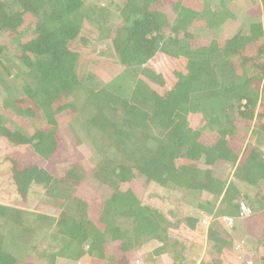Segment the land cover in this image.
I'll return each instance as SVG.
<instances>
[{
	"label": "trees",
	"instance_id": "1",
	"mask_svg": "<svg viewBox=\"0 0 264 264\" xmlns=\"http://www.w3.org/2000/svg\"><path fill=\"white\" fill-rule=\"evenodd\" d=\"M238 18L245 29L226 35ZM263 22L258 0H0V66L21 72L0 88V192L19 195L0 204V264H193L206 226L152 206L149 188L180 205L195 197L210 227L249 217L251 254L224 228L206 248L212 264H264ZM92 36L114 53L82 73ZM248 134L257 146L243 148Z\"/></svg>",
	"mask_w": 264,
	"mask_h": 264
},
{
	"label": "rangeland",
	"instance_id": "2",
	"mask_svg": "<svg viewBox=\"0 0 264 264\" xmlns=\"http://www.w3.org/2000/svg\"><path fill=\"white\" fill-rule=\"evenodd\" d=\"M258 1H259V3H261L264 6V0H258ZM231 21H233V20H231ZM241 24L243 25L244 24V21ZM263 25H264V22H263ZM216 29H219V28H216ZM208 30H210V27H209ZM234 30L235 29H233L232 26H229L226 29L227 32H233ZM90 32H93V31H87L86 30V33L85 34L88 35ZM204 32H206V31H204ZM96 34H98V33H96ZM230 34H232V33H230ZM3 38H5V37H3V35L1 34L0 35V39H3ZM92 39H93V42H92V44H90V46L84 47L82 50L81 49H78V50H81L82 51V53H83L82 57L84 58V61L82 60L84 62V64L81 66L82 73H84L86 71L87 61L89 59H92L94 57L100 56L99 53H101L102 51H107L108 52L110 50V51L113 52V49L110 47V45H111V41L110 40H104V41H101V42H96V40L93 38V36H92ZM77 46H80L81 47L82 44L77 45ZM7 65L8 66L6 67V69L0 66V72L2 73V75L4 76V78L7 77V79H8L5 83H2V85H0V88L3 87L4 89L5 88L6 89H15L16 87L14 86V83H13V81H14L13 80V77L12 76H9L8 75V72H6V70H9L10 73L13 74V76L15 74H19L21 72L19 71V68L14 63L8 62ZM255 85H256V83H255ZM45 120H46V118L42 115L38 119H35L34 118V119H31V120H28V121L31 123V125L34 128H35V126L39 128L42 125L46 124L45 123ZM33 124H35V126ZM250 133H251V131H250ZM248 144L249 145L250 144H253V145L257 146V143H255L253 141V137L250 134H248V137H247V139H246V141H245V143L243 145V148H246ZM0 145L3 146L4 148H7L8 147L7 144H3L2 142L0 143ZM84 147L88 150V147H86V146H84ZM260 147H261V150H262V152L264 154V143L261 144ZM53 166H54V168H57V170L63 171V169H66L67 164H64V165L62 164V166H60L58 162H55L53 164ZM230 170L233 171V168H230ZM232 171L230 172V175H232ZM3 189L4 188H1L2 191H3ZM35 190H36V192L30 196V198L28 199V203L26 204V207H25V208H27L30 211H35V209H36V202L38 200L39 193H40V189L39 188L38 189L36 188ZM146 195H147L146 199H147L148 203H151L152 206H154V207H160L161 209L167 210L168 208H173V206H175L174 208H176V209H182L184 212H188V213L195 214V215L196 214L198 215V213H201L202 212V210L200 208H198L199 207L198 204H197V202H198L197 200L198 199L196 200L195 197H191V199H188V201H185V202H183L184 204L182 203V205H180V204H178V201H175V200H171L170 201V199L166 197L165 193H163V190H161V189H156L155 190L154 188H149V190H147V192H146ZM6 196L9 199L7 203H9V204H17L18 203L17 198H19V195L17 193H15L14 191H12V193H10L9 195H6ZM163 198H166V200L163 199ZM199 210H201V211H199ZM210 222H211L210 220L207 221V223H210ZM241 231H242V229H241ZM241 231H238V229L236 230V228L234 227L233 236L236 239V245H235V247H236V249H237L238 252H244V249H245V250H247L246 253H250L251 254L252 253L251 247L252 248H255L258 245H255V246L254 245H247L248 244L247 241H255V240H253L251 238H250V240H247V238H248L247 237V234L245 235ZM8 236L11 237L10 235H8ZM33 237H34V235H31L29 238H26L25 241L26 242H30V240ZM50 241L53 242V240H50ZM50 241H48V243H47L48 249L50 248V245H51L49 243ZM250 244H253V243H250ZM5 247L7 249L11 250L9 240L7 242H5ZM154 247H156V246H154ZM43 248H44V243H40L38 250H41L42 251ZM12 253L15 254L17 257L18 256L19 257L24 256V254L22 252L20 254H18V251H16V252L12 251ZM164 257L165 258H168L169 255L168 254H165ZM34 261H35V259H34ZM35 263H36V261H35ZM56 264H82V263L58 259Z\"/></svg>",
	"mask_w": 264,
	"mask_h": 264
},
{
	"label": "crops",
	"instance_id": "3",
	"mask_svg": "<svg viewBox=\"0 0 264 264\" xmlns=\"http://www.w3.org/2000/svg\"><path fill=\"white\" fill-rule=\"evenodd\" d=\"M231 20H233V21H231ZM243 21H244V19H241V18H238V19H230L227 22L221 24V29L222 28L224 29L226 35L233 36L239 30H242L244 28V24L243 25L241 24ZM229 26H232L233 29H235V30L233 32H227L226 29ZM230 33H232V34H230ZM0 191H2L1 190V187H0ZM207 195L208 194L205 195L204 199H207L210 202H213L214 203V202H217L218 201L217 204H219L221 202V200H222V198H221L222 196L219 197V198H217L215 196H211V197L208 196L207 197ZM8 200H9L8 197L5 194H3L2 192H0V204L8 205L9 204V203H7ZM199 211H201V210H199ZM198 217L201 219L202 223L206 226V227H204V226L201 225L200 232H199L200 233V236H199L200 243H203L205 245V247H204V249L201 250V255L198 256L197 260L193 261L194 262L193 264H200L201 262H203V260L207 261L208 264H212L213 263L210 260V257H209V254H208V251H210V250L207 249L208 246L206 248V245L208 243V238H209V234L208 233L211 232V229L212 228H213V230L214 229H217L218 231H220L222 228H224L228 232V234H229L228 236L230 238H232V241L234 243H236V239L233 236L234 226H236L238 223L240 224V228L242 229V231H241V229L239 228L238 231H241L245 235L246 234L248 235V233L246 232V230L244 228H242V227H243V225L246 226L245 225V220L248 219L249 217H247L245 219H239V218H237L235 220V222H234V223H237V224L236 225L234 224L233 227L232 226H229L227 224V222H226V218H228L229 216H222L220 218H215V219H217V221H215L214 227H210L209 226V224H211V222L213 220V216L212 215L206 214L204 211H202L201 213H198ZM205 217H212V219L210 220L211 222L208 223V224L204 223L203 220H204ZM236 230H237V228H236ZM155 246L157 247V244H155ZM237 253L238 252H236V254ZM142 254H144L143 256H145L146 255V252L143 251ZM233 257H234L235 260H238L239 258H241V257H235V256H233ZM145 261H146V259H145ZM152 263L154 264V262H152ZM172 263H173V261L171 260V257L170 256L168 258H165L164 256H162V260L160 259V260H156L155 261V264H172ZM236 263H239V261H236Z\"/></svg>",
	"mask_w": 264,
	"mask_h": 264
},
{
	"label": "built area",
	"instance_id": "4",
	"mask_svg": "<svg viewBox=\"0 0 264 264\" xmlns=\"http://www.w3.org/2000/svg\"><path fill=\"white\" fill-rule=\"evenodd\" d=\"M240 208H241L240 216H241L242 218H243V217H247V216L250 214V208L248 207V205H247L245 202H243V201L240 202ZM211 219H212V217H206V218L203 220V222H204V223H207V221H208V220H211ZM226 222H227V224H228L229 226H233V224H234V219L228 217V218H226ZM207 224H208V223H207ZM136 264H141V263L137 261Z\"/></svg>",
	"mask_w": 264,
	"mask_h": 264
}]
</instances>
